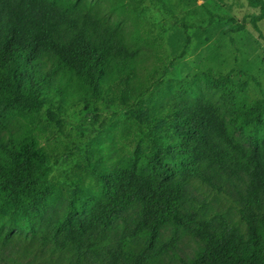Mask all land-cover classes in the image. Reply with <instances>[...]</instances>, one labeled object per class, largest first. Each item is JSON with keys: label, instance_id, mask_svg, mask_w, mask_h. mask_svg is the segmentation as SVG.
I'll list each match as a JSON object with an SVG mask.
<instances>
[{"label": "trees", "instance_id": "16d2710c", "mask_svg": "<svg viewBox=\"0 0 264 264\" xmlns=\"http://www.w3.org/2000/svg\"><path fill=\"white\" fill-rule=\"evenodd\" d=\"M148 1L0 0V240L30 237L74 264H159L186 236L201 247L182 264H264V100L233 72L165 78ZM248 2L264 39V0ZM100 104L121 116L93 147L91 180L70 192L48 141ZM204 188L232 207H212Z\"/></svg>", "mask_w": 264, "mask_h": 264}, {"label": "rangeland", "instance_id": "374dc122", "mask_svg": "<svg viewBox=\"0 0 264 264\" xmlns=\"http://www.w3.org/2000/svg\"><path fill=\"white\" fill-rule=\"evenodd\" d=\"M170 10L165 9L158 0L146 3L147 15L151 20L150 29L160 34L165 41L168 61L164 77L184 79L208 68L217 73L233 72L236 80L249 83L253 98L264 100V39L255 30L252 17L260 14L259 8L250 6L248 0H160ZM208 11L218 17L210 21ZM182 18L194 27L184 29ZM264 36V20L257 23ZM187 45L186 55H179ZM117 106L76 110L56 128V133L48 141L57 146L54 157L55 175L68 191L80 193L79 179L86 185L91 180L87 169L93 162L92 152L97 141L102 138L103 128L120 117ZM120 130H115L116 147L120 150L124 141ZM113 147L111 157H115ZM207 201L215 209L227 210L231 201L224 194L209 192L204 188ZM138 208L126 214L127 222L121 224L119 233L127 230ZM174 227L162 231V240L173 238ZM201 247L190 237H182L178 248L164 256L159 264H182L193 259ZM70 253L54 252L51 246L42 248L36 239L15 236L4 242L0 240V264H74Z\"/></svg>", "mask_w": 264, "mask_h": 264}]
</instances>
